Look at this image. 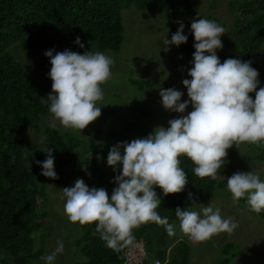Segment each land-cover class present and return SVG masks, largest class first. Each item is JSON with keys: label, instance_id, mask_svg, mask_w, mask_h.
<instances>
[{"label": "clouds", "instance_id": "9594fccd", "mask_svg": "<svg viewBox=\"0 0 264 264\" xmlns=\"http://www.w3.org/2000/svg\"><path fill=\"white\" fill-rule=\"evenodd\" d=\"M177 23L179 29L171 40L164 38V45L178 47L187 42L184 24ZM191 32L195 40L193 66L187 72L191 79L182 81L189 99L181 102L183 93L174 88H161L159 92L164 109L182 115L170 119L168 127H155L146 138L111 147L107 165L114 172L122 165L111 196L105 188H89L83 179L62 189L63 210L69 222L80 226L95 223L94 234L99 233L106 247L116 253L127 249L131 254L137 246L135 230L142 225L154 223L164 227L168 236L176 235V225L157 211L162 200L155 189L164 196L185 190L188 176L179 157L190 159L197 177L215 181L229 162V149L235 147L244 156L245 145L264 148V87H259V72L251 61L227 58L221 63L217 50L223 49L221 36L226 30L215 21L195 18ZM75 43L84 48L79 37ZM45 55L51 63L48 77L52 91L47 99L42 98L50 102L49 126L82 132L102 114V86L112 78L115 61L102 52L91 51L80 54L66 49L54 54V50H48ZM189 104L192 110L184 115ZM44 152L46 159L36 161L42 167L41 175L58 179L53 149L48 147ZM227 190L234 202L244 199L250 211H264V180L258 174L234 173L227 177ZM188 196L193 198L192 193ZM201 212L202 216L197 211L175 209L180 231L193 243L208 242L222 233L231 235L239 227L233 219L223 218L211 203ZM63 252L64 243L58 240L56 249L40 259L55 264L57 255Z\"/></svg>", "mask_w": 264, "mask_h": 264}, {"label": "trees", "instance_id": "16d2710c", "mask_svg": "<svg viewBox=\"0 0 264 264\" xmlns=\"http://www.w3.org/2000/svg\"><path fill=\"white\" fill-rule=\"evenodd\" d=\"M130 2L140 11L162 12L167 17L171 8L172 17L176 15L172 0H0V264H33L40 255L34 249L33 235L44 224L40 207L46 194L44 186L37 184L42 172V167L36 163L41 162L40 151L26 150L25 131L37 130L40 119L49 112L50 102L42 100L52 91L48 77L51 63L45 52L54 50L55 54L67 49L80 54L105 50L119 53L123 42L121 10ZM231 8L240 12L236 15L238 29L234 37L221 39L223 49L217 50V55L221 63L227 58L251 61V66L259 72V87H264V56L259 54L260 45L264 43V0H233ZM192 21L181 22L188 37L184 43L185 53L193 59ZM169 22L175 26L172 30L176 33L179 23ZM77 37L84 48L75 43ZM15 43L20 45L25 58L36 60L46 68L45 78L38 80L28 75L9 52ZM129 83L139 84L132 77ZM250 95L255 99V93ZM44 142L53 149L57 167L72 168L82 174L91 187L105 188L111 196L115 188L113 177L96 165L94 157L81 158L75 152L78 140L61 136L47 126ZM245 146L256 152L253 159L264 161V148ZM229 156L236 158L235 147L229 150ZM179 159L187 173L188 184L179 194H163L157 209L170 223L179 221L175 215L177 207L188 210V204L209 200L216 185L223 187L217 180L197 177L193 172L195 165L186 156ZM189 193H192L191 200ZM82 228L83 235L74 244L83 259L65 264L121 263V252L109 249L99 233L94 234L95 223ZM166 234L164 227L154 223L135 230L136 239H144L149 254L144 264H151L155 259L161 264H188L189 245L183 241L166 245ZM232 247V243L223 245L225 257L219 264L229 263L227 253H231Z\"/></svg>", "mask_w": 264, "mask_h": 264}, {"label": "rangeland", "instance_id": "374dc122", "mask_svg": "<svg viewBox=\"0 0 264 264\" xmlns=\"http://www.w3.org/2000/svg\"><path fill=\"white\" fill-rule=\"evenodd\" d=\"M232 1L172 0L176 19L169 15V11L172 13L171 8L166 17L162 12L140 11L133 2L124 4L121 10L123 42L120 51L119 53L102 51L114 59L115 65L112 68V78L102 86L105 98L99 105L102 107L101 116L82 132L71 129L65 131L63 128L54 130L61 136L78 140L79 145L75 152L80 154L81 158L94 157L96 165L114 180L122 165L117 166V172L107 165L111 147L118 143L131 142L133 139L146 138L155 127H168L170 119L182 115L164 109L159 95L160 89L174 88L183 93L181 102L189 99L182 81L191 79L187 72L193 66L191 63L193 59L185 53V44L178 47L164 45V38L171 40L175 34L172 30L175 26L169 20L181 22L200 16L225 28L226 32L221 39L234 37L238 29L236 21L238 11L231 8ZM169 6L171 7L170 3ZM9 50L29 76L38 80L47 76L43 65L36 60L25 58L19 44H12ZM259 54L261 57L264 56V43L260 45ZM130 77L136 79L139 84L137 86L130 84ZM191 110L189 104L184 115ZM50 119L51 114L48 112L40 119L37 130L28 128L25 131L26 150H39L41 162L46 159L47 153L44 151L48 148L44 140L41 143V138H45V128L50 127ZM229 150L227 157L229 162L217 179V183L222 182L223 187L216 185L209 200L188 204V210L200 212L202 216L201 209L211 203L214 209L220 210L223 218L233 219L239 227L231 235L222 233L208 242L193 243L180 231L179 221L172 222L176 225V235L170 237L166 234L165 244L173 246L179 241L186 242L190 247L188 264H219L225 257L222 247L226 243L233 244L231 253H227L228 264H264V211L260 214L250 211L244 199L234 202L227 190V177L237 172H253L264 180V161L253 159L256 152L248 147L244 156L236 150V158L229 156ZM54 170L58 179L53 180L43 175L37 178V184L45 188L46 198L40 207L44 213V224L33 235L34 249L40 253L33 264H45L40 258L51 254L56 249L58 240L63 241L64 252L57 255L55 264L83 259L74 244L76 239L82 237L83 228L79 223L69 222L63 210L65 201L61 196L62 189L74 186L77 179H83L89 188L92 187L82 174L70 167L59 168L54 162ZM117 186L115 184V187ZM155 190L162 200L163 192L159 188Z\"/></svg>", "mask_w": 264, "mask_h": 264}, {"label": "built area", "instance_id": "2783aa9c", "mask_svg": "<svg viewBox=\"0 0 264 264\" xmlns=\"http://www.w3.org/2000/svg\"><path fill=\"white\" fill-rule=\"evenodd\" d=\"M137 246L131 250V254L129 251L125 249L119 255V259L121 261L120 264H144L148 260V251L145 245V241L143 238L136 239ZM162 262L158 259H155L151 262V264H161Z\"/></svg>", "mask_w": 264, "mask_h": 264}, {"label": "water", "instance_id": "95a60500", "mask_svg": "<svg viewBox=\"0 0 264 264\" xmlns=\"http://www.w3.org/2000/svg\"><path fill=\"white\" fill-rule=\"evenodd\" d=\"M239 13H240V12H238V15H239ZM169 15H170V17H172V13H171V11H169ZM240 28H241V27H240Z\"/></svg>", "mask_w": 264, "mask_h": 264}]
</instances>
